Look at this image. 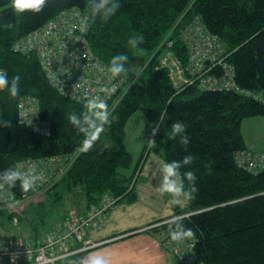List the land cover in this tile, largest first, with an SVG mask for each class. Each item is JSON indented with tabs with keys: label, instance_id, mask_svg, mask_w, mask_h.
Returning <instances> with one entry per match:
<instances>
[{
	"label": "trees",
	"instance_id": "1",
	"mask_svg": "<svg viewBox=\"0 0 264 264\" xmlns=\"http://www.w3.org/2000/svg\"><path fill=\"white\" fill-rule=\"evenodd\" d=\"M117 2L120 8L105 21L91 12L89 0H47L40 12H20L12 0H0V70L9 80L15 75L21 78L19 95L12 97L7 89L0 92V173L22 161L78 153L38 200L28 201L33 194L22 191L20 181L13 188L6 186L16 202L13 206L21 205L14 212L11 207L0 210V227L23 229L29 238L20 242L37 244L61 228L55 221L68 200H80L86 211L105 195L118 199L116 206L136 203L140 159L134 164L125 139L130 119L141 113L160 129L155 147L147 140L143 154L155 153L164 163L188 154L194 157L182 171H195L198 191L191 196L186 212H177L175 217L191 214L183 222L196 239L195 264H264V171L252 173L237 163V154L249 151L242 122L264 116V0ZM73 7L88 18V43L94 56L109 66L114 55L126 53L129 71L120 77L131 80L137 76L89 151L84 150V134L68 117L92 110L60 95L48 83L34 54L13 51L15 42ZM196 18L226 46L242 94L199 91L194 86L176 89L167 72L158 69L154 57L157 48L169 35L176 40ZM135 35L143 37L142 51L127 45L129 36ZM172 51L186 62L181 44L176 42ZM24 97L38 100L40 119L50 127L48 136L19 123L17 106ZM177 120L188 125L187 151L179 137L170 135V126ZM3 121H10L11 126L3 127ZM169 227L165 223L145 233L161 234L165 239L170 236ZM168 264L182 263L170 256Z\"/></svg>",
	"mask_w": 264,
	"mask_h": 264
},
{
	"label": "built area",
	"instance_id": "2",
	"mask_svg": "<svg viewBox=\"0 0 264 264\" xmlns=\"http://www.w3.org/2000/svg\"><path fill=\"white\" fill-rule=\"evenodd\" d=\"M88 34L87 16L73 7L15 42L13 51L20 55L34 54L48 83L64 98L90 110L92 107L88 101L98 98L106 102L110 114L130 90L137 76L131 80L120 76L111 78L108 66L92 53ZM169 36L157 48L154 57L158 69L167 72L176 89L194 86L199 91L243 93L235 83L234 67L228 62L226 46L206 30L199 18L187 24L176 40ZM176 42L184 47L186 62L173 53ZM17 119L31 132L44 136L50 134L49 125L40 119L39 102L33 97H24L19 101ZM77 155L22 161L16 168L25 172L34 168L33 174L39 177L29 190L34 196L48 190L67 171ZM237 163L249 172H262L264 152L239 153ZM117 201L105 195L98 205L91 206L85 213L68 216L58 231L47 234L37 244L0 241V264H56L105 245L108 240L95 242L87 234L100 226ZM15 203L12 192L6 186L0 189V210L8 209ZM165 223H169V220L139 232ZM195 245L194 236L182 241H173L168 236L162 247L182 264H195Z\"/></svg>",
	"mask_w": 264,
	"mask_h": 264
},
{
	"label": "clouds",
	"instance_id": "3",
	"mask_svg": "<svg viewBox=\"0 0 264 264\" xmlns=\"http://www.w3.org/2000/svg\"><path fill=\"white\" fill-rule=\"evenodd\" d=\"M13 6L17 11H32L40 12L46 5L47 0H12ZM88 7L95 15H101L107 21L111 16L115 15L116 11L120 8L117 0H89ZM144 43L143 37L139 35L129 36L127 45L130 48L142 51L139 48ZM129 62V57L126 53H119L114 55L109 62L108 72L111 78L115 79L122 73L126 74L129 69L126 65ZM20 76L15 75L9 80L7 73L0 70V90L7 89L10 96L15 97L19 95ZM92 107V111H85L82 115L78 116L75 113L70 114L68 117L69 122L79 132L85 136L84 150L89 151L92 149L96 140L99 139L100 133L103 131L104 124L109 122V111L106 102L100 101L98 98H93L88 101ZM101 109V110H97ZM3 127L11 126L10 121H3ZM171 137L173 139L179 137V143L184 146L187 151V146L190 143V138L187 135L186 129L188 127L182 121H175L171 124ZM160 129L157 124L151 128L148 137V144L150 147H155V137L159 134ZM194 162V157L191 154L185 155L181 160H172L163 164L159 169L160 181L158 190L161 193L171 194L174 197L187 196L191 198L193 194L198 191L196 185V174L194 170L182 171L185 166L191 165ZM34 168H30L27 172L21 171L17 168H9L0 173V189L7 186L13 188L16 182L20 181L22 191L27 192L35 186L38 176L33 174ZM187 181V187L185 186ZM169 233L173 241H182L193 237L194 233L191 228L186 227L181 217H173L169 220ZM90 264H100L99 260H92Z\"/></svg>",
	"mask_w": 264,
	"mask_h": 264
},
{
	"label": "rangeland",
	"instance_id": "4",
	"mask_svg": "<svg viewBox=\"0 0 264 264\" xmlns=\"http://www.w3.org/2000/svg\"><path fill=\"white\" fill-rule=\"evenodd\" d=\"M152 127L154 125L141 113H136L126 127V148L133 157L134 164L140 159L138 173L141 172V176L136 186L139 200L132 205L121 203L115 206L109 211L100 226L92 231V235L109 237L115 233L145 229L150 224L160 220H170L176 216L177 212L184 213L188 209L190 198L187 196L174 197L158 190L160 181L159 169L164 162L155 153H142ZM241 132L246 146L250 149L249 151L264 152V116L245 119L242 122ZM41 194L34 195L28 201L38 200ZM20 205L13 206L10 210L13 212L19 210L18 207ZM81 206L82 203L78 199L68 200L65 202L60 217L55 223L62 227L65 219L72 214L78 213ZM190 215L182 214V216L178 217L185 218ZM28 236L29 233L23 229L0 227V241H26L29 238ZM152 236L159 241L160 237L157 235ZM168 255L170 256V254ZM67 263L68 261L61 264Z\"/></svg>",
	"mask_w": 264,
	"mask_h": 264
},
{
	"label": "crops",
	"instance_id": "5",
	"mask_svg": "<svg viewBox=\"0 0 264 264\" xmlns=\"http://www.w3.org/2000/svg\"><path fill=\"white\" fill-rule=\"evenodd\" d=\"M248 150L250 149L248 148ZM85 212L86 208L82 205L75 215ZM148 227L150 226L148 225L146 228ZM141 230L115 233L109 237L95 236L89 232L87 234L89 239L95 242L106 240L109 242L97 249L68 258L71 260L67 264H90V261L94 259L99 260L100 264H168L170 256L162 248L163 236L159 234L160 239L157 241L152 235L139 232Z\"/></svg>",
	"mask_w": 264,
	"mask_h": 264
}]
</instances>
